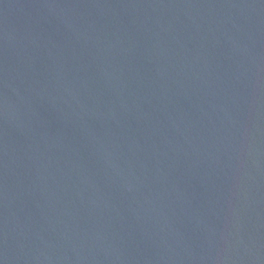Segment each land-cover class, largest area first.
Returning a JSON list of instances; mask_svg holds the SVG:
<instances>
[{
	"label": "water",
	"instance_id": "water-1",
	"mask_svg": "<svg viewBox=\"0 0 264 264\" xmlns=\"http://www.w3.org/2000/svg\"><path fill=\"white\" fill-rule=\"evenodd\" d=\"M0 264H264V0H0Z\"/></svg>",
	"mask_w": 264,
	"mask_h": 264
}]
</instances>
